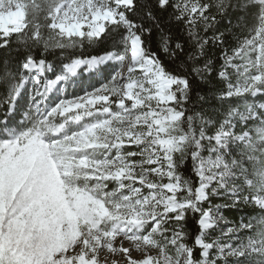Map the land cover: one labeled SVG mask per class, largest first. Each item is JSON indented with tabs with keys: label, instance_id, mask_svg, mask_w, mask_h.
<instances>
[{
	"label": "snow or ice",
	"instance_id": "6c2138e0",
	"mask_svg": "<svg viewBox=\"0 0 264 264\" xmlns=\"http://www.w3.org/2000/svg\"><path fill=\"white\" fill-rule=\"evenodd\" d=\"M0 264H264V0H0Z\"/></svg>",
	"mask_w": 264,
	"mask_h": 264
},
{
	"label": "trees",
	"instance_id": "16d2710c",
	"mask_svg": "<svg viewBox=\"0 0 264 264\" xmlns=\"http://www.w3.org/2000/svg\"><path fill=\"white\" fill-rule=\"evenodd\" d=\"M51 58V57H50ZM230 219H233L234 217H229Z\"/></svg>",
	"mask_w": 264,
	"mask_h": 264
}]
</instances>
